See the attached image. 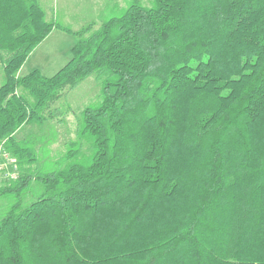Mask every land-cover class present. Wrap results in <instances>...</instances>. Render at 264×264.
Segmentation results:
<instances>
[{"label":"trees","instance_id":"obj_1","mask_svg":"<svg viewBox=\"0 0 264 264\" xmlns=\"http://www.w3.org/2000/svg\"><path fill=\"white\" fill-rule=\"evenodd\" d=\"M149 1L73 32L0 0V144L18 169L0 264H264V0ZM53 30L76 39L71 59L18 77ZM90 77L101 103L38 171L16 131Z\"/></svg>","mask_w":264,"mask_h":264},{"label":"rangeland","instance_id":"obj_2","mask_svg":"<svg viewBox=\"0 0 264 264\" xmlns=\"http://www.w3.org/2000/svg\"><path fill=\"white\" fill-rule=\"evenodd\" d=\"M73 1V0H72ZM78 1V7L81 11L85 10V7L97 5L98 0H74ZM144 7H150L149 0H138ZM102 7L105 9L108 5L105 1H100ZM131 0H112L109 4V8L113 14L119 15L125 10ZM72 9L74 6L71 5ZM97 9V8H96ZM75 12H78L74 9ZM91 13L93 9H91ZM74 14V12H73ZM108 13L100 11L97 15H90L89 19L81 16L79 13L74 14V18L67 27L74 28V26H85L90 23H94L97 27L104 20L110 16ZM89 16V14H88ZM60 21V20H59ZM61 34L55 32L51 38L45 40L41 45H38L32 50L29 55V60L26 63L25 69L20 71V77L27 76L35 68H40L43 75L46 78H51L66 63L71 59V50L74 46L76 39L73 35L67 34L66 42H58V37ZM45 69V70H44ZM44 70V71H43ZM102 101L100 84L94 79V77L88 78L82 84L78 85L75 89L67 91L63 94V97L50 107L56 116L53 120H47L41 125L28 124L23 125L16 131L14 137L18 141H28L32 143L36 148V164L35 168L38 171H49L54 168L55 162L62 157L69 144L76 141V129L79 123L80 114L86 108L97 107ZM38 194V188L33 184L30 191L24 196V204L31 203L36 199ZM9 200L0 198V213H3Z\"/></svg>","mask_w":264,"mask_h":264},{"label":"crops","instance_id":"obj_3","mask_svg":"<svg viewBox=\"0 0 264 264\" xmlns=\"http://www.w3.org/2000/svg\"><path fill=\"white\" fill-rule=\"evenodd\" d=\"M100 1L101 0L96 1L97 5H95V3H94L95 1H94L92 6L85 7L86 9L83 10V11H81L83 8L80 9L78 7V5H79L78 1L75 2L74 0L73 1L72 0H36V3L44 11L45 18H46L47 21H51V20L57 21L61 26L65 27V28H68V29H70L73 32H76V31L80 30L84 26L81 27V26L78 25V26H74V28L67 27L68 23H70L72 21V19L74 18L73 17L74 14L79 13L81 16H84L86 19H89L90 15H93V16L97 15L100 11H102V14L103 13H106V14L108 13L109 15L113 14L112 10L109 8V4H110V2L112 0H102V1H105L108 4L105 9L102 7ZM131 1H133V0H131ZM71 5H73L74 9L76 11H78V12H75L74 9L70 8ZM91 9H93L94 13H91ZM73 12H74V14H73ZM88 14H89V16H88ZM111 16H113V15H110L109 18ZM90 24H92V23H90ZM87 25H89V24H87ZM55 32H59V34H61V36L58 37L59 38L58 39L59 43H61L63 41L66 42V37H63V36H67L68 33L62 32V31H58V30H53L46 36V38L39 45H41L45 40L51 38V36H53V34ZM69 35H71V34H69ZM28 60H29V58L26 59V61L24 62V64L20 68L19 72L17 73L18 77H20V74H19L20 71L25 69V66H26V63L28 62ZM3 63H4V57H3V54H0V86L3 84V81H4V76H3V67L4 66H3ZM33 71H38L43 77H45L43 75L42 70L40 68H35Z\"/></svg>","mask_w":264,"mask_h":264},{"label":"built area","instance_id":"obj_4","mask_svg":"<svg viewBox=\"0 0 264 264\" xmlns=\"http://www.w3.org/2000/svg\"><path fill=\"white\" fill-rule=\"evenodd\" d=\"M18 179L17 163L14 156L6 149L4 142L0 144V189Z\"/></svg>","mask_w":264,"mask_h":264}]
</instances>
